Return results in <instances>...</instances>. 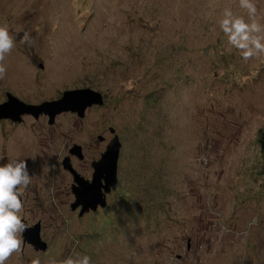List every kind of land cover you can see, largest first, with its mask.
I'll list each match as a JSON object with an SVG mask.
<instances>
[{"label":"rangeland","instance_id":"rangeland-1","mask_svg":"<svg viewBox=\"0 0 264 264\" xmlns=\"http://www.w3.org/2000/svg\"><path fill=\"white\" fill-rule=\"evenodd\" d=\"M253 2L264 25V0ZM225 8L246 16L239 0H0V24L14 37L0 100L13 91L41 104L98 89L103 107L84 119L63 112L52 130L82 143L100 132L111 140L113 127L123 142L108 206L80 216L44 121L15 130L0 121V164L26 159L32 180L22 218L42 220L51 245L5 264L78 254L91 264H264V53L245 61L227 43L218 24ZM183 28L190 44L178 58L179 35L165 34ZM178 60L187 63L176 79L166 65Z\"/></svg>","mask_w":264,"mask_h":264},{"label":"clouds","instance_id":"clouds-1","mask_svg":"<svg viewBox=\"0 0 264 264\" xmlns=\"http://www.w3.org/2000/svg\"><path fill=\"white\" fill-rule=\"evenodd\" d=\"M239 7L246 10V16L234 13L225 8L218 20L219 27L227 37V43L237 49L245 61L264 53V25L257 20V6L253 0H239ZM23 31L21 43L31 45L32 37L28 31ZM14 47V37L9 26L0 24V79H4L6 68L3 64L7 54ZM31 176L26 159L15 157L0 164V264L5 262L15 252L22 250V233L29 227L23 222L22 197L31 184ZM74 260L67 258L62 264H91L90 257L79 255ZM31 264H41L39 258L31 260ZM47 264H57L55 258Z\"/></svg>","mask_w":264,"mask_h":264},{"label":"water","instance_id":"water-1","mask_svg":"<svg viewBox=\"0 0 264 264\" xmlns=\"http://www.w3.org/2000/svg\"><path fill=\"white\" fill-rule=\"evenodd\" d=\"M103 103V94L90 87L64 91L58 100L44 101L38 105L25 103L16 96L9 95V100L0 104V118L19 119L22 114L34 116L46 114L53 119L56 115L68 111L78 113L79 116L83 117L87 107ZM111 131L115 132V129L111 128ZM79 149L80 147H76L75 151L77 152ZM121 149L122 142L120 137L116 135L109 143L101 159L94 163L95 173L92 182L84 180L75 171H72L75 176L73 192L77 198L76 202L72 204V208L75 210L81 206L80 216L91 209L97 210L99 205L101 207L107 206L106 193L101 190L104 188L106 192H110L117 187ZM64 166L71 169L68 158L64 160ZM102 180L105 181V184L102 183ZM24 223L26 224V222ZM22 237L24 242L33 245L37 250L47 249V243L42 239L39 225L28 227L23 232Z\"/></svg>","mask_w":264,"mask_h":264},{"label":"flooded vegetation","instance_id":"flooded-vegetation-1","mask_svg":"<svg viewBox=\"0 0 264 264\" xmlns=\"http://www.w3.org/2000/svg\"><path fill=\"white\" fill-rule=\"evenodd\" d=\"M84 88H86V87H84ZM96 91H99L103 94L104 103H105V94L98 89ZM12 92H6L5 95L3 96L2 100H0V104L7 102L9 100V95L16 96L21 101L25 102L22 98H20L19 96L14 94V92L13 93ZM59 98L60 97H57L56 99H52L50 101L58 100ZM25 103H27V102H25ZM104 103L101 105L94 104L90 107H87V109L85 110V115L83 117L79 116L78 113L71 112V111H68V112L74 113L75 116H78V117L84 119L85 117H87V113L89 111H91L95 108L101 107V106L103 107ZM28 104H33V103H28ZM34 105H38V104H34ZM68 112H64V113H68ZM62 114H63V112H62ZM74 114H73V116H74ZM60 115H61V113L56 115L53 119H51L50 116H48L46 114H40L38 116H34L32 114H22V115H20L19 119L7 117V118H0V121L1 122H3V121L7 122L11 128H14V130L16 128H19L20 126L25 127L26 126L25 123L27 122V119H30V118H33L36 121L41 122V125H42V121H44V123L42 125L43 130L47 128L46 130L49 131V133H48L49 136L45 135V139H47L48 143H49V144H47V146L50 147L48 149L52 150L51 155H54V156L57 155L56 163L54 164V166H57V168L59 169L62 165L63 168L65 169V172L68 174V176L72 180V183H71V188H72L71 190L72 191L69 192L73 196V202L71 203V209H72V204L75 203L76 199H77L76 195L73 192V187L75 185V181H74L75 176H74V173L72 171H75L77 173V175H79V177L83 178L84 180L92 182L93 178H94V173H95V169L93 166L94 163L101 159L102 155L106 151L111 140L116 135L119 136V134L116 133L115 128H114L115 132H112L111 128H113V127H110L109 130H110L111 134H114V136L111 140L108 139V136H106L105 134H102L103 132H100V133L96 134V140H94V138H93L94 136H93L90 138V140L84 141L82 143L73 142V141H71V139H70L71 137L67 132L66 133L65 132L59 133L60 135L59 134L57 135V133H55L52 130L55 126H57V119H58V117H60ZM38 131L40 132V129H38ZM39 132H37V138L40 135ZM44 134H45L44 132L41 133V135H44ZM61 138L64 140L62 141ZM120 140H121V138H120ZM19 141H22V140H19ZM121 142H122V140H121ZM61 145H63V146H61ZM122 145H123V142H122ZM21 146H25V145L21 144ZM35 146H36V149L37 148L40 149V147H41L40 144H36ZM76 147H80V149L77 152L75 151ZM30 148L33 149V144H31ZM66 158L69 159L71 169L66 168L64 166V160ZM121 158H122V151H121V156L119 158V164L122 160ZM61 159H63L62 162H61ZM102 183L105 184V181L102 180ZM117 186H118V184H117ZM116 188L112 189L110 192H106L105 189L102 188L101 191L106 193L107 206H108V196L111 193H113L116 190ZM25 197H26V195L25 196L23 195V197L21 198L22 203H24V201L26 200ZM106 207H101L99 205L97 210L91 209V210L87 211L86 214H95V213H98L100 211L102 212V210L105 209ZM81 209H82V207L79 206L75 210H79V213H80ZM72 210H74V209H72ZM23 222H26V224L29 227L39 225L40 230H41V236H42V230H43V221L42 220H38V221L33 223V222H30L28 219L23 218ZM22 239H23V237H22ZM42 239L47 243V249L46 250H37L33 245L29 244L28 242H24V240H23V245H22L23 253H24L26 247L32 248L36 253H38V252L44 253L45 251H47L49 246H51L50 242H49V240L47 241L44 236H42Z\"/></svg>","mask_w":264,"mask_h":264},{"label":"trees","instance_id":"trees-1","mask_svg":"<svg viewBox=\"0 0 264 264\" xmlns=\"http://www.w3.org/2000/svg\"><path fill=\"white\" fill-rule=\"evenodd\" d=\"M197 26L203 28V26L202 25L200 26V24H197ZM165 35H167V39H171V40H172V38L174 39L177 35H179L177 37L178 39L175 42L171 41V47H172L171 50H172V53L174 52L173 56H176L178 58L180 56L182 57L184 55V52H186L189 49L188 45L190 44L189 43L190 40L187 39V38H189L187 36V35H189L188 31L187 30L185 31L184 28L182 30L171 29ZM194 36H196V35L194 34ZM166 48L168 49V47H166ZM208 48H210V45ZM186 61L184 60V63H182L181 60H178V62H174V64L170 63L169 65H166V70L175 73V75H176L175 78H176L184 71L183 67L187 63ZM162 63H163V58L158 56L157 62L156 61L154 62L155 67H158L160 64L162 65ZM176 79H178V78H176ZM150 95H151V93H150ZM259 145H260V151H261L262 155L264 156V126L259 131ZM262 172L264 173V165L262 168Z\"/></svg>","mask_w":264,"mask_h":264}]
</instances>
